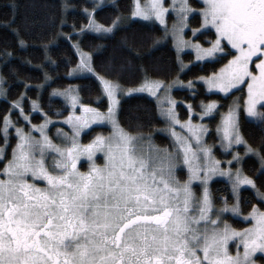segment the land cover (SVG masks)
Returning <instances> with one entry per match:
<instances>
[{"label":"snow or ice","instance_id":"6c2138e0","mask_svg":"<svg viewBox=\"0 0 264 264\" xmlns=\"http://www.w3.org/2000/svg\"><path fill=\"white\" fill-rule=\"evenodd\" d=\"M103 6L99 0L85 8L87 23L72 25L73 32L108 39L126 30V19L151 22L162 33L153 48L171 45L169 66L150 70L125 39L128 56L100 69L94 51L78 41L66 75L91 86L53 89L49 109L51 97L62 104L51 114L39 95L31 100L40 123L25 111L32 87L26 85L0 116V264H264V0H133L127 16L118 11L102 22L97 10ZM58 7L63 28L71 5L63 0ZM11 8L9 28L16 21L14 0ZM49 26L56 25L45 17L12 31L24 48L25 32ZM45 53L54 64L47 46ZM193 67L204 74L185 82L181 77ZM51 80L45 72L46 84ZM4 83L0 75V95H6ZM46 84L36 87L43 91ZM197 84L203 95L219 99L187 104L182 118L173 89L186 88L195 98ZM87 87L97 91L99 106L85 102ZM144 93L153 98L164 125L156 131L166 135V146L123 116L124 100ZM228 98L221 113L220 101ZM216 115L227 161L206 140L203 121ZM248 124L259 129L255 146L245 134ZM96 127L108 131L84 142ZM235 146H243V155ZM249 155L259 161L257 175L244 167ZM215 177L226 178L227 195L214 192Z\"/></svg>","mask_w":264,"mask_h":264},{"label":"trees","instance_id":"16d2710c","mask_svg":"<svg viewBox=\"0 0 264 264\" xmlns=\"http://www.w3.org/2000/svg\"><path fill=\"white\" fill-rule=\"evenodd\" d=\"M12 2L13 0H0V54L5 50L12 53L10 58L0 55V75L6 80V83L3 85L6 95H0V116L10 109V105L14 100L25 93L26 85L32 86L27 91L29 100L25 102L26 113L31 112L30 101L36 100L39 95L41 97L40 103L46 111H49V114L62 104V98L51 97V108L49 109V98L53 89L64 88L69 85L83 86L87 84L91 86L92 82L90 80L76 79L66 75L74 67V64H69L67 61L76 59V50L73 45L78 41L82 42V47L85 50L94 51L97 66L100 69H104L105 62L110 61L113 57L119 61L128 56L127 49L121 45V41L125 39L129 46L136 47V50L144 57L143 63L150 70H163L169 66L170 58L173 55L172 51H170L171 45L153 48L154 38L160 36L162 33L155 30L151 22L138 18H133L132 20L126 19L124 21L126 30L119 31L114 38L108 39L101 38L99 34L94 32H85L82 36L74 33L72 25H76L77 29L86 25L87 20L84 16V9L91 8L93 3L99 2L97 0H68L71 7L66 12L67 23L63 28L59 26L60 9L58 7V5L63 3V0H14L18 8L15 12L16 21L12 25V28L19 27L23 30L26 24L31 25L32 20H40L45 17L53 19L56 25L55 27H46L43 31L38 28H31L30 31L24 34L26 47L21 48L18 46V41L12 28L5 26L13 15ZM132 3L133 0H105L104 6L97 10V19L102 22L108 21L117 15L118 11L127 16ZM61 32L64 35H61ZM69 34H71V39L67 38ZM101 45L103 47H100ZM45 46H47V56L51 58V61L55 62L54 64L46 60ZM5 60H7V63L4 62ZM189 60H193V54L185 56V61ZM24 61H30L31 63H25ZM211 67V65H208L205 71H210ZM45 72L52 78L47 84L45 82ZM203 74L204 72H201L198 67H193L186 76H182L181 78L189 80ZM41 84H46L43 91H40L36 87ZM129 86L132 85L129 84ZM196 88L200 95L195 98H193L192 93L187 89H176L174 91V96L180 105L177 110L182 118H187L185 115L187 104L191 103L198 106L201 100L207 102V100L219 99L217 95L207 97L203 95L204 87L200 84H197ZM81 95L84 97L85 102H91L93 106H99L97 102L98 93L95 88L87 87ZM231 102V98L221 100L220 103L225 106L220 109V112L227 111V105ZM102 110H106V108H102ZM197 111H199L198 107ZM123 116L131 117L134 125H143L142 131L144 132H154L157 127L163 126V123L157 116L153 98L146 93L133 95L125 99ZM137 117L139 118L138 120L136 119ZM32 118L34 122L39 123L42 121V114L33 113ZM219 120V115L208 119L211 129L208 136L210 144L217 143L215 128ZM244 130L249 141L254 146L257 145L259 141L256 137L259 136V129L256 125L248 124ZM102 131L106 133L108 129L102 127L94 128L93 132L85 136V140H89L92 135ZM153 135L156 143L162 146L168 144L166 135L159 132H154ZM238 151L243 155V146H240ZM216 152L218 158L222 161L229 156L222 155L217 144ZM244 167L248 174L257 175L260 167L259 161L255 156L249 155L245 158ZM228 187L227 181L222 178H216L212 183L214 192L218 191L223 195H227L225 189ZM245 195H248V193H245Z\"/></svg>","mask_w":264,"mask_h":264},{"label":"rangeland","instance_id":"374dc122","mask_svg":"<svg viewBox=\"0 0 264 264\" xmlns=\"http://www.w3.org/2000/svg\"><path fill=\"white\" fill-rule=\"evenodd\" d=\"M97 1H99V0H97ZM105 1V0H104ZM193 26H196V25H193ZM194 53H193V60H194ZM72 69V68H71ZM70 69V70H71ZM71 77V76H70ZM185 82H187V80H185ZM197 86V85H196ZM176 89H181V88H175V89H173V92H172V95L174 96V91L176 90ZM184 89H186V88H184ZM147 94V93H146ZM174 98L176 99V97L174 96ZM177 100V99H176ZM178 101V100H177ZM178 111V110H177ZM34 112H30V113H27V114H29L30 116H31V118H32V114H33ZM53 119L54 120H56V119H58L57 117H53ZM208 119L209 118H205V120L203 121L205 124H207L208 126H209V130L211 131V129H210V125H209V121H208ZM32 122L33 123H36V122H34L33 121V118H32ZM42 122V121H41ZM40 123V122H39ZM219 123V122H218ZM60 126H62V125H57V127H60ZM162 127H164V125L163 126H160V127H157L156 129H159V128H162ZM156 129L154 130V132H157L156 131ZM55 127H53L52 128V132L54 133L55 132ZM210 131H209V133H210ZM102 132H104V131H102ZM154 132H152V133H154ZM107 133V132H106ZM105 133V134H106ZM160 133V132H159ZM162 134V133H161ZM165 135V134H164ZM209 136V135H208ZM208 136L206 137V140H207V142L210 144V141H208ZM216 137H217V145H218V147H219V149H220V145H219V139H218V136H217V134H216ZM162 146V145H161ZM240 146H235L234 147V150H238V148H239ZM221 150V149H220ZM221 152H222V150H221ZM242 155V154H241ZM217 158H218V156H217ZM219 159V158H218ZM229 159H231V156L229 155V156H227L226 157V159L225 160H223V161H227V160H229ZM224 167H227L228 165L225 163L224 165H223ZM216 178H222V179H225L226 180V178L225 177H215L214 179H216Z\"/></svg>","mask_w":264,"mask_h":264},{"label":"flooded vegetation","instance_id":"af4514ba","mask_svg":"<svg viewBox=\"0 0 264 264\" xmlns=\"http://www.w3.org/2000/svg\"><path fill=\"white\" fill-rule=\"evenodd\" d=\"M83 141H84V142H87V141H88V140H85V136L83 137Z\"/></svg>","mask_w":264,"mask_h":264}]
</instances>
